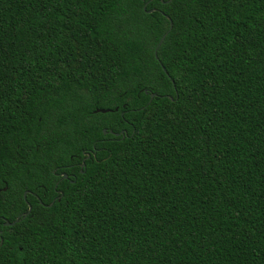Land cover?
I'll return each instance as SVG.
<instances>
[{
  "label": "trees",
  "instance_id": "16d2710c",
  "mask_svg": "<svg viewBox=\"0 0 264 264\" xmlns=\"http://www.w3.org/2000/svg\"><path fill=\"white\" fill-rule=\"evenodd\" d=\"M0 242L264 264V0H0Z\"/></svg>",
  "mask_w": 264,
  "mask_h": 264
},
{
  "label": "water",
  "instance_id": "95a60500",
  "mask_svg": "<svg viewBox=\"0 0 264 264\" xmlns=\"http://www.w3.org/2000/svg\"><path fill=\"white\" fill-rule=\"evenodd\" d=\"M141 1H145V0H141ZM169 1H171V0H169ZM161 2H163V0H161ZM149 12H151V11H149ZM171 26H172V23H171V21H170V28H171ZM165 35H166V34H165ZM165 35H163L162 38L160 39V41H159V43H158V46H160V44L163 42V40H164V38H165ZM157 48H158V47H157ZM156 50H157V49H155L154 56H155V58L157 59ZM145 92H146V91H145ZM155 96H156L155 94H150V98H151V99H152L153 97H155ZM107 111H108V110L100 109V110H96L95 112L105 113V112H107ZM103 133L105 134L106 131L103 130ZM109 133H110V134H113L114 136H118L119 134H123V131L120 132L119 134H118V133H113L112 131H109ZM87 157H88V156H87ZM63 178L66 179V178H67V175H66V174H63ZM24 198H25V194H24ZM49 206H50V205H49ZM30 209H31V207H30V205H28V211L22 216V218H24V217L28 214V212L30 211ZM18 220H19V217L16 218L15 221H13V222H7V221H4V226H12V225H14ZM0 244H1V242H0Z\"/></svg>",
  "mask_w": 264,
  "mask_h": 264
}]
</instances>
